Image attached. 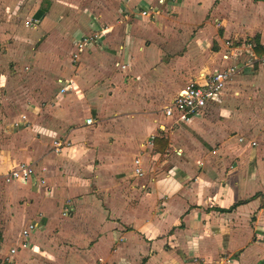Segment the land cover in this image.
Here are the masks:
<instances>
[{
  "label": "crops",
  "instance_id": "1",
  "mask_svg": "<svg viewBox=\"0 0 264 264\" xmlns=\"http://www.w3.org/2000/svg\"><path fill=\"white\" fill-rule=\"evenodd\" d=\"M159 1L0 0V264H264V65L190 123L164 115L227 41L264 56V0ZM196 25L213 49L178 54ZM21 163L36 175L7 182Z\"/></svg>",
  "mask_w": 264,
  "mask_h": 264
},
{
  "label": "built area",
  "instance_id": "2",
  "mask_svg": "<svg viewBox=\"0 0 264 264\" xmlns=\"http://www.w3.org/2000/svg\"><path fill=\"white\" fill-rule=\"evenodd\" d=\"M165 1L166 0H160L159 3L163 4ZM142 15H148V11H144ZM25 23L28 27H33L39 24V19L32 18ZM100 38V33L84 36V38L76 43L77 52L75 58L87 48L96 45ZM226 46L227 50L223 55V60L228 64L208 75L204 81H190L185 84L178 91L170 105L165 107L164 115L167 118L174 120V124H188L194 118L201 117L207 112V109L211 107L213 103L223 96L228 83L231 82L235 76L242 74L245 69L254 67L256 64L262 63L264 65V56L257 57L255 55L247 58L243 62L237 63V58L242 56V53L237 52L241 47H234V44L231 41H227ZM243 47L248 48L251 51L255 49L254 44L251 42ZM123 68H125V66H123ZM61 85L59 91L61 95H64L77 87V84L73 81L68 82L67 84L61 81ZM87 123L92 124L93 119H89ZM240 141L243 142L244 139L241 138ZM71 145V141L55 139L53 141V152L55 154H61L64 149L71 147ZM252 145L255 146L256 143H252ZM136 164L139 166L140 161L137 160ZM135 171L138 175H143V171L139 167ZM35 175L36 171L32 164L21 163L16 169L6 175L5 178L7 182H27ZM41 182L45 183L43 180ZM68 214V212L64 213L65 216ZM35 227L36 225H30L29 229L23 231V236L27 237L29 231L33 230ZM15 253L16 249H12L11 254L14 255Z\"/></svg>",
  "mask_w": 264,
  "mask_h": 264
},
{
  "label": "rangeland",
  "instance_id": "3",
  "mask_svg": "<svg viewBox=\"0 0 264 264\" xmlns=\"http://www.w3.org/2000/svg\"><path fill=\"white\" fill-rule=\"evenodd\" d=\"M166 16H169L170 18H173L174 14L166 11ZM25 20H27V19H25ZM155 20H159V18L155 19ZM183 27H185V26L183 25ZM199 28H203V26H200V25L193 26L190 30L180 32L178 36H175V39H176L175 48H176L177 52H179L181 50L182 51H188L190 49V47L193 48V43H195V41H196L199 51L201 53H203V54L206 53V56L209 55L207 52L208 51L211 52V50L213 49L214 46H213V44L211 42L203 40L204 42L201 43L199 38L197 39V34H198V31H199ZM159 33L160 32H158V34ZM151 34L153 35L152 32L149 35H151ZM154 41L159 43L160 39H156ZM165 43L167 44V42H165ZM168 44H169V47L171 49H175V48H172L173 42H171V43L168 42ZM146 48H149V47H146ZM181 52H179L178 54H180ZM156 54H157V52H155V49L151 48V49L146 50L145 54L142 55L141 58L143 59V61H145V60L154 61ZM210 62H211V60H210ZM6 65L9 68H6L5 66H1L0 68H2L4 71H8V70L13 71V69H14L13 65L12 66L9 65V64H6ZM11 78H13V76H11ZM11 82L13 83V80Z\"/></svg>",
  "mask_w": 264,
  "mask_h": 264
}]
</instances>
